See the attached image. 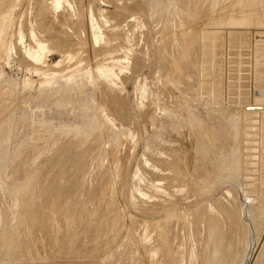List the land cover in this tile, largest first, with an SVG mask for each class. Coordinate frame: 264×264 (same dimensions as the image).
<instances>
[{
  "label": "rangeland",
  "instance_id": "rangeland-1",
  "mask_svg": "<svg viewBox=\"0 0 264 264\" xmlns=\"http://www.w3.org/2000/svg\"><path fill=\"white\" fill-rule=\"evenodd\" d=\"M256 90L264 0H0V264H264Z\"/></svg>",
  "mask_w": 264,
  "mask_h": 264
},
{
  "label": "bare ground",
  "instance_id": "bare-ground-1",
  "mask_svg": "<svg viewBox=\"0 0 264 264\" xmlns=\"http://www.w3.org/2000/svg\"><path fill=\"white\" fill-rule=\"evenodd\" d=\"M36 60H37V57H36ZM256 91H261L262 94L259 97L258 96L256 97L255 94H254V105H256V106L264 105V91L263 90H256Z\"/></svg>",
  "mask_w": 264,
  "mask_h": 264
},
{
  "label": "water",
  "instance_id": "water-1",
  "mask_svg": "<svg viewBox=\"0 0 264 264\" xmlns=\"http://www.w3.org/2000/svg\"><path fill=\"white\" fill-rule=\"evenodd\" d=\"M261 94H262L261 91H256V92H255V96H256V97H257V96H258V97L261 96Z\"/></svg>",
  "mask_w": 264,
  "mask_h": 264
}]
</instances>
